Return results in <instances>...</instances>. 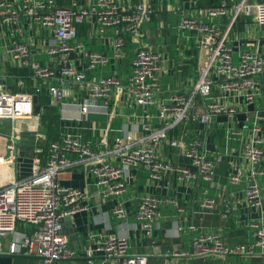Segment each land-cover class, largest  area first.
Segmentation results:
<instances>
[{
	"label": "crops",
	"instance_id": "obj_1",
	"mask_svg": "<svg viewBox=\"0 0 264 264\" xmlns=\"http://www.w3.org/2000/svg\"><path fill=\"white\" fill-rule=\"evenodd\" d=\"M24 1L13 0L14 7L21 9ZM141 1H150L156 10L150 21L141 24L137 37L130 33L124 35L126 43L119 56H115L114 51L118 28L109 26L102 31L96 17L89 15L76 24L78 33L72 42L75 49L67 52L62 66L83 69L87 80L107 76L126 80L133 72L132 63L138 47L147 46L160 55V82L163 91L157 95L155 103L149 105L151 111L156 112L157 102L172 92L191 94L201 68L207 64L202 47L203 35L196 30L180 27L183 13L219 25L222 33H226V42L232 47L236 62L245 51H258L264 55V22L255 18L258 10L254 6L264 0H247L253 5L249 14L245 10L236 12L234 4L240 0H221L214 7L225 4L227 13L213 16L200 14L199 10L205 8L198 6L199 0H123V3L132 5ZM57 2L59 5L72 7L71 0ZM96 2L97 0H83L81 4L87 8ZM25 42L33 51L30 60L52 67L61 65V55L49 52L50 48L59 43L51 28L41 25L31 15L22 14L11 21L0 18V90L28 92L34 99L32 115L15 120L0 119V150H4L12 135L18 137L21 174L30 172L35 155L46 159L50 142L59 139L63 132L80 135L97 147L105 134L112 140L126 128L135 133L140 131L144 107L134 106L129 94H121L114 87L108 99H93L87 88L74 83L71 77L61 74V71L44 79L34 73L29 63L17 59L13 52L8 51V48ZM87 51L104 53L112 57V61L103 67L90 69L85 54ZM213 77L219 76L214 74ZM254 77L259 84L252 101L246 99L244 92H225L218 85L219 82H215L212 99L225 102L236 109L233 113H212L206 121L199 120V117L208 112V104L212 99L196 93L192 114L197 118L187 119L171 129L168 139L163 142L161 155L165 162L190 167V159L182 154L179 146L172 145L170 141L199 139L201 152L206 157L217 160L213 184L202 177L182 178L178 171L167 172L160 178L152 179L144 167H138L126 172V190L122 195L104 197L100 186L89 175L85 166L61 171L58 175L59 182L84 191L86 194L83 202L87 206L65 219L64 233L77 254L61 264H104L105 257L102 254L96 253L89 257L87 249L95 247L102 236L112 233L126 236L130 244L129 251L147 255L148 264L263 263L264 250L261 247L251 255L231 253L222 256L217 253L196 254L193 246V240L199 233L214 230H219L230 245L254 243L258 229L256 223L264 222V203L261 206L253 204L247 192L249 181L258 172L257 178L264 194V159L253 164L243 153L245 142L257 136L261 138L259 145L264 149V72L255 74ZM51 85L64 90L61 100H56L50 93ZM38 97L48 100L36 109ZM86 104L89 111L83 113L81 110ZM45 111L56 116L52 127H48L43 121ZM155 126H158L157 122ZM233 175L240 177L232 180ZM205 194L216 198L217 205L211 211L202 213L200 203ZM144 195L174 198L178 200L181 210L170 201L163 202L162 216L148 234L139 224L136 213L138 200ZM117 200H121L128 211L126 219H118L113 212ZM19 227L22 230L25 228L23 225ZM0 264L42 262L38 256L9 254L4 251L0 253Z\"/></svg>",
	"mask_w": 264,
	"mask_h": 264
},
{
	"label": "built area",
	"instance_id": "obj_2",
	"mask_svg": "<svg viewBox=\"0 0 264 264\" xmlns=\"http://www.w3.org/2000/svg\"><path fill=\"white\" fill-rule=\"evenodd\" d=\"M82 1L71 0L70 7L59 5L57 0H25L22 8L17 9L13 0H0L2 20L11 21L22 14L31 15L41 25L51 28L59 40L58 45L50 48L49 52L61 55L60 67L30 60L33 51L26 42L8 48L17 59L29 63L36 75L48 79L61 71V74L71 77L74 83L87 88L93 99H108L110 91L115 87L121 94H129L134 106L144 107L138 133L126 128L112 140L105 134L98 146L94 147L92 141L84 140L80 135L63 132L59 139L50 142L46 159L35 155L31 170L27 174L20 173L17 136L12 135L4 150H0V253L6 251L9 254L38 256L42 264H61L62 261L76 256L77 250L71 246L64 233V223L70 215L87 208L83 202L86 194L84 191L59 182L58 175L61 171L85 166L89 175L100 186L104 197L122 195L126 190V172L138 167H144L152 179L160 178L167 172L178 171L182 178L202 177L213 184L217 160L206 157L201 152L199 139L194 138L187 142H179L176 139L170 141L172 145L179 146L182 154L190 159V167L174 166L165 162L161 155L163 142L168 139L171 129L187 119L197 118L192 114L196 93L212 99L213 84L219 82L218 85L223 91L232 94L244 92L246 99L252 101L259 84L254 75L264 72V55L258 51H245L236 62L233 49L226 42V33H222L219 25L183 13L179 25L183 29L202 33V47L207 64L201 68L199 79L191 94H185L183 91L172 92L168 97L161 98L157 102L156 112H152L149 105L155 103L157 95L163 90L160 82V55L147 46L138 47L132 63L133 72L126 80L115 76L87 80L83 69L63 67L62 62L67 58V52L75 49L72 42L78 33L76 24L89 15L96 17L102 31L109 26L118 28L119 35L114 51L115 56H119L126 43L124 35L130 33L137 37L141 24L152 19L155 5L150 1L125 5L123 0H97L95 4L85 8L81 4ZM254 6L258 10L255 18L264 22V1L257 2ZM234 7L236 12L245 10L249 14L253 5L247 0H240ZM199 12L208 16L225 14L227 5L200 9ZM85 54L90 69L103 67L112 61V57L98 51H87ZM214 74L220 78L213 77ZM49 91L56 100H61L64 94V90L55 85H51ZM235 109L225 102L212 99L208 104V112L200 116L199 120H208L212 113H233ZM88 111L89 106L86 104L81 112ZM33 112L34 99L31 93L0 90V119L15 120L21 116L32 115ZM155 122L158 126H155ZM257 125L259 127V124ZM260 142L261 138L257 136L245 142L243 146L244 156L253 164L264 159V149L259 145ZM257 173L249 181L247 192L249 200L261 206L264 203V194ZM239 177L233 175L232 180H238ZM169 201L181 210L178 200L171 197L144 195L139 198L136 213L139 224L146 233L152 232L155 223L162 216L163 202ZM200 204L202 213H207L216 207V198L205 194ZM113 212L118 219H126L128 216L121 200L115 202ZM22 225L25 227L23 230L19 227ZM256 225L258 229L254 243L241 242L230 245L219 230L201 232L193 240L194 253L251 255L258 247L264 250V222ZM129 247L126 236L112 233L102 236L95 247L88 248L87 255L92 257L96 253L102 254L105 257L104 264H148L147 255L133 254Z\"/></svg>",
	"mask_w": 264,
	"mask_h": 264
},
{
	"label": "trees",
	"instance_id": "obj_3",
	"mask_svg": "<svg viewBox=\"0 0 264 264\" xmlns=\"http://www.w3.org/2000/svg\"><path fill=\"white\" fill-rule=\"evenodd\" d=\"M220 1L221 0H199V7H201V8H207V7H214V6H218L219 4H220ZM48 99L47 98H45V97H38L37 99H36V104H37V107H36V109H39V105L40 104H42V103H44V101L46 102ZM48 109V108H47ZM46 109V110H47ZM55 117L56 116H52L51 115V113H46V111L44 112V114H43V121H44V123L45 124H47L48 125V127H52L53 126V124L55 123Z\"/></svg>",
	"mask_w": 264,
	"mask_h": 264
}]
</instances>
